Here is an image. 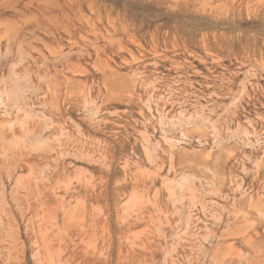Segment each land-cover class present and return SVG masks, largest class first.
Listing matches in <instances>:
<instances>
[{
    "label": "rangeland",
    "instance_id": "1",
    "mask_svg": "<svg viewBox=\"0 0 264 264\" xmlns=\"http://www.w3.org/2000/svg\"><path fill=\"white\" fill-rule=\"evenodd\" d=\"M0 264H264V0H0Z\"/></svg>",
    "mask_w": 264,
    "mask_h": 264
}]
</instances>
